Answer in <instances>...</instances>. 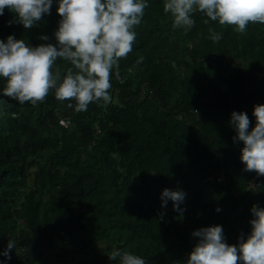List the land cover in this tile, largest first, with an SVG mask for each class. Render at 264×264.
I'll use <instances>...</instances> for the list:
<instances>
[{"label":"trees","instance_id":"obj_1","mask_svg":"<svg viewBox=\"0 0 264 264\" xmlns=\"http://www.w3.org/2000/svg\"><path fill=\"white\" fill-rule=\"evenodd\" d=\"M57 7L29 29L7 23L5 9L0 39L55 44ZM193 18L185 33L163 0H149L107 105L77 112L54 90L35 105L0 93V252L15 241L7 264H117L114 247L146 264H183L197 228L221 225L228 244L246 238L251 207L264 206V175L244 170L229 120L244 111L251 130L253 106L264 104V24L240 33ZM164 188L186 193L182 215L172 201L161 208Z\"/></svg>","mask_w":264,"mask_h":264},{"label":"clouds","instance_id":"obj_2","mask_svg":"<svg viewBox=\"0 0 264 264\" xmlns=\"http://www.w3.org/2000/svg\"><path fill=\"white\" fill-rule=\"evenodd\" d=\"M60 15L54 32L56 43L33 46L25 39L8 35L0 39V93L20 103L42 102L50 90L60 101H69L74 111H87L91 102L107 105L112 101L110 89L114 69L120 58L132 51L135 26L143 20L149 0H55ZM53 0H0V15L8 9L14 14L7 23L29 29L50 12ZM163 10L171 16L172 27L191 30L193 14L201 12L220 25H232L240 33L249 23L264 24V0H163ZM210 39L219 41L222 33L209 27ZM47 41V35H41ZM140 57L139 60H142ZM69 66L62 70L57 61ZM139 62V61H138ZM72 101H75L73 104ZM255 124L244 111H232L229 123L235 130L233 142L241 141L240 160L244 170L264 175V104L253 106ZM249 187H252L249 185ZM186 193L181 189L164 188L160 193L161 208L172 201V208L181 215ZM216 211H220L219 208ZM250 232L228 244L221 225L200 227L191 232L198 238L183 264H264V206L251 209ZM162 218L163 213H160ZM15 241L9 239L0 255L7 264ZM109 259L117 264H146L145 257L114 247Z\"/></svg>","mask_w":264,"mask_h":264},{"label":"built area","instance_id":"obj_3","mask_svg":"<svg viewBox=\"0 0 264 264\" xmlns=\"http://www.w3.org/2000/svg\"><path fill=\"white\" fill-rule=\"evenodd\" d=\"M116 79L119 81V83H122L123 84L125 82V78L122 77L121 75H117L116 76ZM61 125L63 127H65V128H68L71 125V122H70V120H65V121H62L61 122ZM218 180L221 181V177Z\"/></svg>","mask_w":264,"mask_h":264}]
</instances>
